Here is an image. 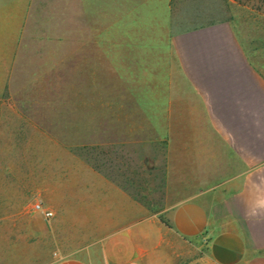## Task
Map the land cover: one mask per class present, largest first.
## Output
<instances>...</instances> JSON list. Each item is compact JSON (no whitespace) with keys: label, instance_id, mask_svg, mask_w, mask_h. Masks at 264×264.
Wrapping results in <instances>:
<instances>
[{"label":"rangeland","instance_id":"obj_1","mask_svg":"<svg viewBox=\"0 0 264 264\" xmlns=\"http://www.w3.org/2000/svg\"><path fill=\"white\" fill-rule=\"evenodd\" d=\"M21 6L0 19V264H47L46 235L28 228L39 215L34 202L84 197L85 188H101L97 176L119 188L120 211L134 202L136 218L168 202L171 164L143 107L164 88L170 37L225 22L255 41L264 37V13L234 0ZM175 246L174 264H208L203 244Z\"/></svg>","mask_w":264,"mask_h":264},{"label":"crops","instance_id":"obj_2","mask_svg":"<svg viewBox=\"0 0 264 264\" xmlns=\"http://www.w3.org/2000/svg\"><path fill=\"white\" fill-rule=\"evenodd\" d=\"M2 1L6 19L24 0ZM254 40L225 22L170 37L172 68L143 107L171 164L168 202L123 213L101 176L84 197L65 192L50 218L28 221L48 239L47 264H174L176 242L203 244L208 264H264V37Z\"/></svg>","mask_w":264,"mask_h":264},{"label":"trees","instance_id":"obj_3","mask_svg":"<svg viewBox=\"0 0 264 264\" xmlns=\"http://www.w3.org/2000/svg\"><path fill=\"white\" fill-rule=\"evenodd\" d=\"M237 4L248 7L254 12L264 13V0H234Z\"/></svg>","mask_w":264,"mask_h":264},{"label":"built area","instance_id":"obj_4","mask_svg":"<svg viewBox=\"0 0 264 264\" xmlns=\"http://www.w3.org/2000/svg\"><path fill=\"white\" fill-rule=\"evenodd\" d=\"M32 212L40 214L44 219H48L52 216V212L45 209L41 202H34L31 208Z\"/></svg>","mask_w":264,"mask_h":264}]
</instances>
